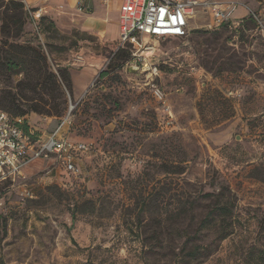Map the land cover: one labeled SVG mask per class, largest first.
Wrapping results in <instances>:
<instances>
[{
    "label": "rangeland",
    "instance_id": "374dc122",
    "mask_svg": "<svg viewBox=\"0 0 264 264\" xmlns=\"http://www.w3.org/2000/svg\"><path fill=\"white\" fill-rule=\"evenodd\" d=\"M210 1L236 23L199 13L186 37H140L134 63L88 27L118 20L120 0L41 13L40 31L24 20L10 41L40 44L71 88L19 90L0 68V99L52 108L27 116L43 135L68 116L87 149L77 173L51 157L0 180V264H264V0Z\"/></svg>",
    "mask_w": 264,
    "mask_h": 264
},
{
    "label": "built area",
    "instance_id": "2783aa9c",
    "mask_svg": "<svg viewBox=\"0 0 264 264\" xmlns=\"http://www.w3.org/2000/svg\"><path fill=\"white\" fill-rule=\"evenodd\" d=\"M28 13L36 25L40 12L28 10ZM199 13L209 14L211 20L205 26L210 29L236 23L230 11L210 0H123L119 7L118 47L128 46L129 62L134 63L144 47L140 37H186L190 33L189 21ZM153 69L156 70L155 65ZM70 123V118L65 116L50 133L34 136L24 117H11L0 109V180L22 176L33 161L51 157L66 172L77 173L74 157L85 152L87 146L67 139Z\"/></svg>",
    "mask_w": 264,
    "mask_h": 264
},
{
    "label": "trees",
    "instance_id": "16d2710c",
    "mask_svg": "<svg viewBox=\"0 0 264 264\" xmlns=\"http://www.w3.org/2000/svg\"><path fill=\"white\" fill-rule=\"evenodd\" d=\"M0 4L4 6V10L0 16V32L2 36L0 40V68L10 72L11 75L18 73L23 74L24 78L16 84V87H18L19 90L29 85L31 91L35 93L38 85H40V78L46 77V79L50 80L55 88L58 89L60 95H63L60 83L63 84L69 91L71 88L69 72L66 68H58L57 73L51 71L46 61V54L42 51V46L40 44L31 46L10 41L13 37L19 36V33L22 31V27L24 25V20L26 18H30L28 10L36 11V9L27 8L21 0H0ZM43 17L44 16H40L36 21L37 30L39 29V31L41 29L40 24L42 25L44 20ZM45 30H48L47 26L45 27ZM114 56L117 58H127V60L128 58L131 59L128 46L117 47V51ZM121 66V64H117L115 67ZM106 71L107 70L101 71L99 73V77L106 75ZM4 93L5 96L0 99V109L7 112L11 117H24L25 125L29 123L27 116L30 111L42 114H49L53 111L52 108H43L37 106L36 104H22L19 102L21 98L18 92L11 93L10 91H5ZM23 99L32 101L35 98L32 96H24ZM2 107H6L8 110H4ZM58 112L59 109L56 110V113ZM29 126L31 127L30 124ZM39 134L40 132H38V130H33L34 136ZM206 195L212 194L209 193ZM225 207L226 202L220 206V209L225 210ZM203 225L206 226L208 223L204 220Z\"/></svg>",
    "mask_w": 264,
    "mask_h": 264
},
{
    "label": "crops",
    "instance_id": "0c3cea01",
    "mask_svg": "<svg viewBox=\"0 0 264 264\" xmlns=\"http://www.w3.org/2000/svg\"><path fill=\"white\" fill-rule=\"evenodd\" d=\"M22 1L28 7L35 9L39 8L40 14L47 13L48 15H51L50 13H54V14L61 13L64 11V9L65 10L68 9L74 3H77L78 9L79 7H81L84 11L86 9H89V5L85 2L86 0H22ZM122 1L123 0H120L117 8L118 20H112L105 23L102 19L93 16V19H98V20H94V22L96 23H93L92 25L88 26L90 30L94 33H102L103 35L105 36L107 35L110 38H116L118 36V40H119V7ZM59 7L63 8V10L61 9L59 10Z\"/></svg>",
    "mask_w": 264,
    "mask_h": 264
}]
</instances>
